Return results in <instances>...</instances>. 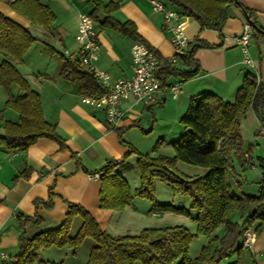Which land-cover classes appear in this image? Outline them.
Returning a JSON list of instances; mask_svg holds the SVG:
<instances>
[{"label": "trees", "instance_id": "16d2710c", "mask_svg": "<svg viewBox=\"0 0 264 264\" xmlns=\"http://www.w3.org/2000/svg\"><path fill=\"white\" fill-rule=\"evenodd\" d=\"M161 1L179 15L196 20L201 30H213L219 36L227 19V10L231 6H239L237 0ZM9 6L32 25L49 28L55 22L54 14L41 0H15ZM116 8L114 3L96 2L89 16L100 28L113 29L130 38L133 43L152 49L138 36L131 23L120 24L111 18V13ZM246 13L252 37L264 40V28L256 24L250 12ZM100 14L103 15L101 20ZM36 41L38 40L28 30L0 14V55L3 57L0 64V88L8 94L4 109L11 110L18 116L17 123L4 122L3 132L0 134V148L7 151H25L42 138L60 142L55 127L43 118L39 94L16 68ZM201 47L209 46L200 40H196V44L190 42L186 54L180 58L184 63L193 65L191 71H177L173 65L162 61L156 71L160 87L165 83V75L164 78L160 75L162 71L167 75H178L183 81L195 77L199 68L193 55ZM44 50L50 56L58 57V75L61 78L77 84L85 95L103 94L95 80L80 70L76 60L65 59L48 45H44ZM13 85L20 91L17 97L10 93ZM250 110L256 114L261 131L264 132V85L257 83L255 74L248 72L232 103L211 93H201L190 98L187 110L180 119L184 133L171 143L173 157L136 153L122 140V131H118V140L127 148L126 153L118 161H108L96 173L100 183L99 207L104 210L122 211L131 204L128 183L118 174V170L130 166L128 159L133 154L137 155L135 168L139 174L135 195L151 202V212L158 215L171 213L189 216V212L183 208L156 203L155 180H159L174 193L187 197L190 210L196 214L193 218L197 224L195 235L210 239L196 259L188 257L189 245L194 235L184 227L143 229L135 235L112 236L100 230L95 219L86 210L78 205L68 204V212L62 224L33 237L26 235L24 227L26 224H39L37 212L33 217H17L22 235L18 252L11 264L39 262L40 251L50 247H68L75 254L86 239L92 240L94 246L85 264H221L236 249L242 228L253 227L254 235L264 230V181L260 183L256 195H237L232 189L233 181L239 185L240 175L237 169L244 171L245 166L255 164V160L245 156L250 150H244L240 131L241 121ZM159 144L160 142L157 143ZM178 162L205 168L206 173L201 177L179 175L176 169ZM259 167L264 172V164L259 162ZM51 205L50 199L47 202L34 201L35 210L39 206L50 209ZM236 212L240 214L239 224L229 221L230 215ZM76 219L80 220V225L71 237L70 229ZM221 226L225 228L224 234L220 238L212 236ZM242 263L241 251H238L236 260L231 264Z\"/></svg>", "mask_w": 264, "mask_h": 264}, {"label": "crops", "instance_id": "0c3cea01", "mask_svg": "<svg viewBox=\"0 0 264 264\" xmlns=\"http://www.w3.org/2000/svg\"><path fill=\"white\" fill-rule=\"evenodd\" d=\"M13 1L15 0H0V14L28 30L38 40L34 43L40 45L44 51V55L38 59L41 66L37 67L36 73H31L33 79L18 71L39 94L43 118L55 127L60 142L42 138L25 151H7L0 148V264H11L18 252L22 235L17 219L19 215L33 217L37 212L40 217L39 224H26L24 227L26 235L30 232V237H33L45 231H36L35 227L39 225L62 224L68 212V204H74L90 213L100 230L112 236L127 235L117 233L121 227L112 222L117 212L99 207L100 183L94 177L108 161H118L126 153L127 148L118 140V131H122L121 138L126 144H132L130 133L137 131V128L143 132V121L140 118L143 119L149 111L158 113L160 121H165L173 129L186 112L190 98L201 93H211L232 103L248 72L255 74L257 83L264 85V40L252 37L248 46L252 62L250 66L245 64L236 43L245 25L251 26L246 11L252 14L258 26L264 28V0H237L239 6H231L227 10L221 36L213 30H201L196 20L179 15L172 23L182 28L189 41L196 44V40H200L209 46L198 48L194 52L193 60L198 65V74L183 81L178 75H167L162 71L160 75L163 78L165 75V83L154 93V102L142 105L131 97L124 99L120 104L122 119L117 125L110 126L102 109L82 103V97L89 95L83 94L77 84L58 75L60 61L58 57L50 56L44 50V45L55 49L62 56L63 51L68 50L69 56L63 57L75 60L79 48L75 35L80 15H89L96 2L114 3L117 8L111 13V18L120 24L131 23L138 36L166 61L173 54L170 23L152 10L151 0H41L55 16V22L51 26L56 28L57 35H54L49 32L51 27L32 25L14 12L9 6ZM102 18L103 15L100 14L99 20ZM94 23L99 34V51L93 56L92 64L107 72L110 82L131 78L133 67L130 50L133 41L113 29H102L97 22ZM59 31L64 36L58 35ZM61 41L64 43L63 48H58ZM23 60L16 65L17 69L19 65H23ZM2 61L3 57L0 55V64ZM173 67L177 71L193 69V65L186 64L181 59ZM80 70L90 76L86 68L80 67ZM172 85H179L176 98H173L170 91ZM10 93L13 97L20 95L16 85L11 87ZM7 100L8 94L0 88V102L3 106ZM8 111L11 114L6 119L3 118L5 113L0 111V134L3 132L4 122H18L17 114ZM251 113L259 122L256 114L253 111ZM183 133L184 130L176 133L171 131L162 138L169 145ZM166 147L159 149L160 155H172V152L167 153L170 149ZM245 156L257 160L254 167L259 172L260 182L264 181V172L259 167V162L264 164V157L254 158L252 153ZM136 160V157L130 156V166L119 169L118 174L127 183L132 178L138 185ZM205 173L206 171L203 175ZM49 199L52 204L50 209L39 206L35 210L34 201L47 202ZM154 216L159 215L154 213ZM233 223H240V215ZM245 228L253 231V227L241 229L240 241L229 257L233 262L238 251H241L242 264H264V230L255 235L253 231V238L246 246L243 244L242 235Z\"/></svg>", "mask_w": 264, "mask_h": 264}, {"label": "rangeland", "instance_id": "374dc122", "mask_svg": "<svg viewBox=\"0 0 264 264\" xmlns=\"http://www.w3.org/2000/svg\"><path fill=\"white\" fill-rule=\"evenodd\" d=\"M49 32L57 35L56 28L51 27ZM58 35L64 36L61 31H59ZM63 44V41L59 42L58 48H63ZM43 52L44 51L41 49L40 45H32V47H30L25 54L26 56L23 60V65L18 66V70L21 73L28 75L30 79H33L31 73H36L35 71L37 70V67L41 66L38 62V59L44 55ZM55 60L56 59H54V62H56ZM1 110L3 113H5L3 116L4 119H6L11 114L8 109H4L2 102H0V111ZM140 120L143 121V132L137 128V131L133 130L129 135L130 142L132 143L130 146L136 151V153L156 157L160 155L159 149L162 146H167L166 148L170 149V151L167 153L172 152V155L169 156L164 153V156L173 157L174 151L171 144L167 145V141L164 142V138H162V136L165 133L171 131L174 133L180 130L183 131L180 121L177 126L171 129L169 124H165V121H160L159 115L155 111H149V113H147L143 119L140 118ZM240 129L244 150L249 149L254 158H257L258 156L264 157V132L261 131V124L257 122L251 111L246 113L245 117L242 119ZM158 142H160L159 145H157ZM131 156L137 158L136 154ZM255 162H257V160ZM178 165L179 167H177ZM176 169L179 172V175H190L193 177L201 176L206 171L205 168L187 165L180 162L176 164ZM237 172L240 175L238 178L239 185L234 181L232 182V189L235 191V193L237 195H256L261 183L258 170L255 169L254 166H245L244 171L237 169ZM136 184L137 183L133 182L132 178H130L128 181V186L132 196L131 204L122 211H115L117 213L113 216L112 222L118 223L121 227L117 233L135 235L143 229L181 226L186 228L190 234L194 235L189 245L188 257L191 260L196 259L200 255L202 249L208 245L210 239L204 236L195 235L197 224L193 218L196 214L189 208V199L174 193L172 190L165 187L159 180H155L154 198L156 203L160 205H172L174 207L183 208L189 212V216L171 213L154 216V212H151V202L135 195V190L139 185ZM239 215L240 214L238 212L230 215L229 221H237ZM49 225L50 224L46 223L45 225H39L38 227H35V229L38 231V229L49 230L58 227L57 225ZM79 225L80 220L76 219L70 229L71 237L75 235ZM224 232L225 228L221 226L214 232L213 236L220 237ZM30 236L32 235L29 232L28 237ZM93 246V241L86 239L83 241L75 254H73L68 247L61 249H57L55 247L43 249L40 251L39 262H35L34 264H85L87 262L89 252ZM231 259L232 258L228 257L227 259L223 260L221 264H231ZM173 264L177 263L175 262Z\"/></svg>", "mask_w": 264, "mask_h": 264}, {"label": "built area", "instance_id": "2783aa9c", "mask_svg": "<svg viewBox=\"0 0 264 264\" xmlns=\"http://www.w3.org/2000/svg\"><path fill=\"white\" fill-rule=\"evenodd\" d=\"M152 10L163 16L169 25L171 33L170 44L173 54L166 62L174 65L181 57L186 54L190 44L182 28L174 23L179 14L166 7L161 0H151ZM252 39V29L246 24L236 43L239 46L246 65H252L249 58L248 46ZM75 41L79 44L76 61L80 67L86 68L90 76L95 80L103 91L101 96H84L82 103L105 112L106 122L110 126L117 125L123 117L120 104L124 99L131 97L136 103L149 105L154 102V93L160 89V81L156 76L157 69L161 66V57L152 49L140 43H133L131 46V60L133 75L128 79H119L110 82L107 72L96 68L91 60L99 51V34L94 20L87 14L80 15L79 25L75 35ZM69 51L64 50L63 56L68 57ZM258 81V80H257ZM173 98H176L179 85L170 86ZM97 178V175L94 176ZM243 244L249 245L253 238V231L250 228L242 230Z\"/></svg>", "mask_w": 264, "mask_h": 264}]
</instances>
